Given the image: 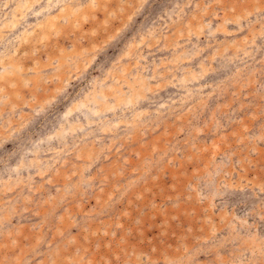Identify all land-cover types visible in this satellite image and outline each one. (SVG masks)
<instances>
[{
	"label": "rangeland",
	"instance_id": "obj_1",
	"mask_svg": "<svg viewBox=\"0 0 264 264\" xmlns=\"http://www.w3.org/2000/svg\"><path fill=\"white\" fill-rule=\"evenodd\" d=\"M0 264H264V0H0Z\"/></svg>",
	"mask_w": 264,
	"mask_h": 264
}]
</instances>
